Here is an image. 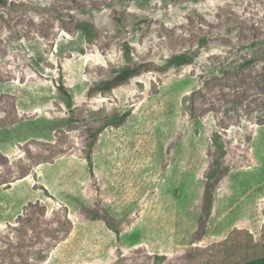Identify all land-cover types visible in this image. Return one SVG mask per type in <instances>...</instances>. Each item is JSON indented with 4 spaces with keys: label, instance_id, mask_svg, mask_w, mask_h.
Returning a JSON list of instances; mask_svg holds the SVG:
<instances>
[{
    "label": "rangeland",
    "instance_id": "obj_1",
    "mask_svg": "<svg viewBox=\"0 0 264 264\" xmlns=\"http://www.w3.org/2000/svg\"><path fill=\"white\" fill-rule=\"evenodd\" d=\"M253 36L264 0L0 3V264L262 256L264 124L246 85L264 62L235 68ZM176 53L192 62L161 68ZM130 61L159 68L97 90ZM222 92L237 100L225 116Z\"/></svg>",
    "mask_w": 264,
    "mask_h": 264
},
{
    "label": "trees",
    "instance_id": "obj_2",
    "mask_svg": "<svg viewBox=\"0 0 264 264\" xmlns=\"http://www.w3.org/2000/svg\"><path fill=\"white\" fill-rule=\"evenodd\" d=\"M2 2H4V0H0V3ZM81 23H82L81 25L82 29L86 33L93 31V27L90 22L81 21ZM238 48L245 49L246 52H250V55L244 58L242 62H236L235 68L244 69V68H247L248 66H256L258 62H260V60L264 62V38L253 36L249 43H245L244 45L240 44L238 45ZM191 60L192 58L187 53H176V54L171 55L169 59L167 60V62L165 63V65L161 68L167 69L174 65L187 64V63L192 62ZM152 68H159V66H157L155 63L150 62V61L139 62V63L130 61L125 67H122L121 69H119L115 73V75H113L111 78L105 80L101 85H99L97 87V90L99 91L112 90L113 88L128 81L133 76H136ZM228 71H229L228 65L221 64V66L219 67V71H218L219 72L218 74L220 75H216V76L223 77L225 76V74H227ZM249 86H251L250 88L256 96H260V101L256 104V108H255L257 111H259L260 117H258V119L255 121L258 124H264V74L260 75L259 79L252 85H246V88L249 89ZM57 89H58L59 94L62 97V101L65 104V106L67 108H71L73 104L72 97L67 92L66 87L62 83H58ZM198 95H201V91L199 90V88L191 92L190 95L188 96L189 102H191L190 112L192 116H194V100ZM219 96L222 98L223 102L225 101L224 106H223L224 107L223 114L225 116L228 112L230 113L233 107V102L235 103L237 100L235 101L233 100V102L230 101L227 98L226 93H223V92L220 93ZM128 114L129 112L125 111L121 113L120 115H116L115 117L111 118L110 122L113 123L115 126H119L128 116ZM214 144H215L214 145L215 150L223 153L222 150L224 151V149L220 145H218L216 142ZM87 162L89 164L88 158H87ZM214 172H215L214 169L210 171V177L214 175ZM24 176L25 175H23L22 177ZM208 185H209V189H212L214 187V181L212 182L210 181ZM5 186H8V184H6ZM209 198H211L210 195H209ZM65 237L66 236L60 238V240H63ZM241 264H264V254L259 257L250 258Z\"/></svg>",
    "mask_w": 264,
    "mask_h": 264
}]
</instances>
